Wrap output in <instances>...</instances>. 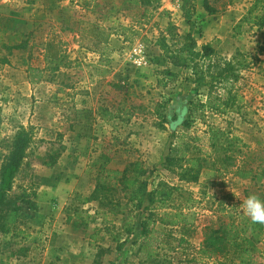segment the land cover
Masks as SVG:
<instances>
[{"label": "rangeland", "instance_id": "1", "mask_svg": "<svg viewBox=\"0 0 264 264\" xmlns=\"http://www.w3.org/2000/svg\"><path fill=\"white\" fill-rule=\"evenodd\" d=\"M203 1L150 0V14L141 19L143 7L124 0H0V165L19 128L31 129L13 190L34 192L42 206L21 214L12 230L22 234L0 237V264H139L144 253L131 245L137 235L125 233L135 223L127 197L115 191L104 206L85 202L99 174L108 188L114 180L104 171L133 162L149 172L143 177L149 190L165 182L192 193L190 254L203 247L204 234L234 224L237 234L255 235L246 244L239 240V252L248 249L264 264V224L236 208L250 194L264 198V32L238 27L247 15L263 14L264 0H207L215 15L204 11ZM184 4L194 6L191 25ZM215 25L226 33L211 38ZM168 26L179 35L191 31L197 50L210 44L230 64L236 81L219 89L222 99L195 83L200 59L170 64ZM48 40L59 45L56 64L42 60ZM24 42L25 50L11 49ZM135 45L141 67L133 64ZM209 99L219 110L205 106ZM211 130L222 134L216 146ZM184 144L207 160L197 183H180L179 171L163 167L168 148ZM56 154L54 167L43 165ZM224 154L233 167L220 166ZM169 211L153 206L155 229L164 227ZM20 249L25 256L17 258ZM220 256L208 261L221 262Z\"/></svg>", "mask_w": 264, "mask_h": 264}, {"label": "trees", "instance_id": "2", "mask_svg": "<svg viewBox=\"0 0 264 264\" xmlns=\"http://www.w3.org/2000/svg\"><path fill=\"white\" fill-rule=\"evenodd\" d=\"M125 2L133 6L143 7L141 19L150 14L148 8L151 4L150 0H124ZM202 7L208 15L216 14V11L207 3V0L203 1ZM261 9L263 14L247 15L240 20L238 27L253 25L258 29L263 28L264 4ZM254 10H258V8L255 7ZM182 13L185 23L191 25L192 18L195 15L194 6L184 4ZM127 29L129 28L123 30L126 31ZM166 33L170 37L171 47L173 48L170 64L179 67L187 59L191 63L200 59L202 65L193 68L195 83L206 87L209 95L222 99L223 95L218 94L219 89H227L230 83L236 81L230 64L223 62L210 44H204L200 50H197L196 40L190 34L179 35L173 26H168ZM27 43H21L11 49L15 51L25 50ZM41 49L44 62L56 64L59 61V45L54 40L45 42ZM205 106L213 110H219L220 107L211 102L210 99L206 101ZM211 133L215 138L213 146L220 144L221 132L217 131L216 133L211 130ZM32 139V130L21 127L10 144L6 145V154L0 165V237H5L8 234L11 237H17L22 234L20 231L15 232L12 230L21 214L25 211L38 212L37 197L34 192L23 189L20 194H15L13 190L14 179L25 163ZM230 159L229 156L224 154L220 166L224 168L233 167L232 161L229 162ZM57 161V154L48 155L43 165L52 168ZM206 161L199 150L192 152V148L184 144L183 147L168 148L167 155L163 160V167L167 171H179L177 175L180 183H197L201 172L207 168ZM104 172L106 178L113 179L114 182L108 188H105L99 174L94 189L85 202L90 199L98 200L99 205L104 206L105 204L102 202H110L111 199L108 195L115 191L123 193L127 197V204L131 205L132 212L135 213V223L128 225L125 228V233L127 236L137 235L131 245H138L137 252L144 253V260L139 264H256L248 249H242L239 252L241 245L239 240H242V244H246L249 237L254 238L255 235L252 233L237 234V226H234V224L223 228L219 227L211 234H204L203 247L195 253L200 254L198 257L189 253L191 250L189 239L193 238V234H188L187 227L192 225L193 213L191 210L197 203L190 191L180 185L169 186L165 182H158L149 190V183L147 180H143V177L148 175L149 172L137 162L126 164L122 171L105 170ZM156 204L170 210L164 214L165 219L162 221L164 227L159 230L155 229L153 221L152 209ZM124 243L118 244L116 248L120 250ZM7 244L9 246L13 245L10 240ZM23 251L22 249L17 251V258L25 256ZM178 251H181L180 256L177 253ZM218 254L221 255V262L220 260H214L212 263L208 261L212 255Z\"/></svg>", "mask_w": 264, "mask_h": 264}, {"label": "clouds", "instance_id": "3", "mask_svg": "<svg viewBox=\"0 0 264 264\" xmlns=\"http://www.w3.org/2000/svg\"><path fill=\"white\" fill-rule=\"evenodd\" d=\"M236 208L253 223L264 224V198L250 194Z\"/></svg>", "mask_w": 264, "mask_h": 264}, {"label": "crops", "instance_id": "4", "mask_svg": "<svg viewBox=\"0 0 264 264\" xmlns=\"http://www.w3.org/2000/svg\"><path fill=\"white\" fill-rule=\"evenodd\" d=\"M172 9L173 10H175V7L174 6H172ZM242 16V15H241ZM243 17V16H242ZM241 19V17H239V18H237V21H239ZM214 29H215V33L214 34H212V36H211V38H213L214 36H216V37H219L220 35H222V34H224V33H226V30H224L223 32H220L221 31V27H220V25H215L214 26ZM259 32H261V33H263L264 32V27L262 28V29H259ZM187 33L188 34H191V36L194 38V34L191 32V31H189V30H187ZM110 37H111V35H109ZM110 37H109V39H108V36H107V38H105V40H104V43H103V48L105 49V50H108V47H110V45H111V43L109 42L110 41ZM210 38V39H211ZM195 39V38H194ZM196 40V39H195ZM99 42H97L96 40H95V42H93V46L94 47H98L99 46ZM57 181H55L54 182V184L56 183ZM54 184L52 185V186H54ZM40 209H42V206H41V208L39 207V210ZM39 210H38V213H39ZM19 226V225H18Z\"/></svg>", "mask_w": 264, "mask_h": 264}, {"label": "built area", "instance_id": "5", "mask_svg": "<svg viewBox=\"0 0 264 264\" xmlns=\"http://www.w3.org/2000/svg\"><path fill=\"white\" fill-rule=\"evenodd\" d=\"M132 54H133V64L136 66V67H141L144 62H143V59L140 58V54H141V46L140 45H135L133 48H132Z\"/></svg>", "mask_w": 264, "mask_h": 264}]
</instances>
